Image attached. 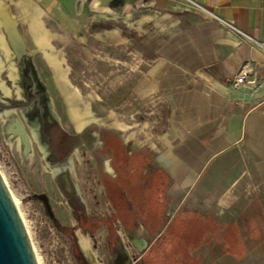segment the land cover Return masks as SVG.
Wrapping results in <instances>:
<instances>
[{"label":"rangeland","instance_id":"374dc122","mask_svg":"<svg viewBox=\"0 0 264 264\" xmlns=\"http://www.w3.org/2000/svg\"><path fill=\"white\" fill-rule=\"evenodd\" d=\"M0 1L14 17L27 48L36 50L34 61L38 75L46 83L65 128L71 134L82 130H78L71 117L65 93L45 58L46 51L61 62L69 82L65 90L70 95L77 93V106L90 111L97 119L86 125L96 136L88 146L81 147V154L77 155L85 158L84 162H79L77 175H74L84 201L80 214L65 195L49 197V167L42 160V152L35 149L24 155L12 137L4 134L0 121V171L23 217L39 264H93L81 247L84 236L89 237L98 264H114L116 239L127 248L130 263L139 264L141 257L169 228L171 234L180 237L174 257L181 264H264L263 238L255 239L253 230L246 231L253 239L245 240V248L236 244L238 240L244 242L243 233L222 231L221 224L210 214L217 209L193 202L195 189L191 193L181 191L187 196L177 211L176 197L181 193L172 192L173 179L154 172L158 168L155 158L167 148L170 109L162 92H147L143 85L150 80L149 67L157 41L141 34L140 19L82 20L70 27L68 23L41 15V31H46L47 35L46 43L39 45L23 15L25 10L15 5L14 0ZM113 29L118 30V36L111 32ZM100 142H111L114 149L105 148L102 151L105 158L113 157L114 153L125 158L126 148L133 147L134 180L139 179L141 159L148 152L149 176L145 174V178L149 179L150 189L143 207L141 198L134 199L136 206L129 209L126 199L111 197L108 192L104 195L103 180L107 177L100 179L96 171L88 172V158L97 154ZM41 194L47 195L58 221L49 216L45 201L39 197ZM81 220L82 227L76 225ZM142 239L148 243L139 249L135 241Z\"/></svg>","mask_w":264,"mask_h":264},{"label":"crops","instance_id":"0c3cea01","mask_svg":"<svg viewBox=\"0 0 264 264\" xmlns=\"http://www.w3.org/2000/svg\"><path fill=\"white\" fill-rule=\"evenodd\" d=\"M14 3L25 5L26 20L36 9L70 27L82 20L140 19L141 34L157 41L150 80L143 85L147 92H162L170 109L171 132L156 166L173 179L172 192L195 189L192 200L201 207H238L243 239L252 240L246 234L252 230L255 239H264V49L219 20L264 42V0ZM111 32L118 36L117 29ZM243 67L249 70L247 79L236 84ZM184 193L176 197L177 211Z\"/></svg>","mask_w":264,"mask_h":264},{"label":"flooded vegetation","instance_id":"af4514ba","mask_svg":"<svg viewBox=\"0 0 264 264\" xmlns=\"http://www.w3.org/2000/svg\"><path fill=\"white\" fill-rule=\"evenodd\" d=\"M3 6L0 8V16L3 19L12 21H10V30L4 29L3 26L0 27V33L3 32L2 34L9 48V53L5 54L0 47V60L2 63V68L0 69V121L3 132H5V135L8 134L12 137L15 141L14 144H18L21 147L24 155L29 154L31 151L33 152L35 149L42 152V160L49 167V197L51 198L52 195L59 193V195H65L68 198V203L73 205L79 213L84 201L82 199V190L74 181V175H77L79 162H84L85 158H79L77 155L81 154L80 148L88 146L90 140L96 136L90 132L89 127L86 125L95 122L97 119L94 117L95 120L83 125L80 128L82 130L75 134H71L65 128L58 111L55 109L53 99L49 95L46 83L38 75L34 61L36 50L27 48L16 27L15 19L8 14L6 7L3 9ZM80 129L78 128V130ZM98 146L97 154L92 159L88 158L87 168L89 173L91 170L96 171L100 179L107 177V179L103 180L105 184L103 188L104 195L108 192L111 197L126 199L129 209L136 206L134 199L141 198L140 204L143 207L150 189L149 179L145 178V174L148 175L149 173L150 159L148 152L141 159L142 167L138 174L139 179L134 180V152L131 151L133 147H130V149L129 147L128 149L126 148L125 158L117 157L118 155L115 156L116 153L112 154L113 157L105 158L102 157V151L105 148L107 149L109 146V149L114 151L111 147V142H100ZM90 162L94 163L93 166ZM154 172L162 171L157 168ZM128 183H130V186H128ZM133 193L134 195H132ZM39 197L44 201L45 199L48 201L45 194H41ZM48 203L49 216L53 220L58 221L51 207L50 200ZM111 209L112 213L116 212L112 205ZM75 214L77 215V213ZM210 214L212 217H216L219 224H221L223 227L222 231L241 232L236 224L240 215L238 207L223 211L217 210ZM92 221H94V218H92ZM81 224L82 220L80 223L77 222L76 225L82 227L83 224ZM122 224L125 228L128 227L125 225L126 223L122 222ZM142 228L144 229V224ZM93 231L91 230L92 234ZM84 238L89 239L87 236H84ZM241 241L238 240L236 244L245 248V240L244 242ZM147 243L143 239L135 241L139 249L144 248ZM114 246L113 263L129 264L130 257L125 245L119 239H116L114 240ZM81 247L88 259L93 264H98L91 247L87 250L84 249L82 244Z\"/></svg>","mask_w":264,"mask_h":264},{"label":"water","instance_id":"95a60500","mask_svg":"<svg viewBox=\"0 0 264 264\" xmlns=\"http://www.w3.org/2000/svg\"><path fill=\"white\" fill-rule=\"evenodd\" d=\"M45 202L49 208V203L46 199ZM0 264H39L23 217L15 204L1 171Z\"/></svg>","mask_w":264,"mask_h":264},{"label":"bare ground","instance_id":"6f19581e","mask_svg":"<svg viewBox=\"0 0 264 264\" xmlns=\"http://www.w3.org/2000/svg\"><path fill=\"white\" fill-rule=\"evenodd\" d=\"M18 5L20 7H22L23 9L25 8V5H23L21 3H18ZM2 6H3V4L0 3V8H2ZM4 8H5V6L3 7V9ZM1 13H3V12H1ZM39 16H40V12L36 11V9H35L33 11V15L30 16L27 21L29 22V25L31 26V32H32V35L35 38V40L39 43V45L40 44L44 45V43H46L45 42L46 41L45 38H46L47 33H46V31H41L43 26L40 23ZM10 21L11 20H6L5 18L3 19V17L0 16V27L3 26L4 29L8 30L9 26H10ZM2 33H0V47H1L3 53L8 54L9 53V48H8V45H7L6 41H5V37L3 36ZM4 34H5V32H4ZM44 55H45V58L47 60V63L50 65L51 69L53 70V72H54V74L56 76V79H57L58 83L60 84V86H61V88L63 90V93H65V98L68 101L71 117L73 118V121L76 123L77 127L80 129L83 125L95 120L94 117L92 116V114L90 113V111L81 109L80 107H78L79 105L77 106V93H74V94L71 93V95H70L67 92V90H65V87H67L66 85H68L69 82H68V80L66 78V71H64L63 68L60 65L61 62H59V60L57 59V57L55 55H53L52 53H50L48 51H46L44 53ZM1 68H2V63H1V60H0V69ZM19 148L21 150L20 146H19ZM15 204H16V202H15ZM81 244L84 247V249H86V250L91 247L89 239L84 238V237H82V239H81ZM37 260H38V256H37ZM38 263H39V260H38Z\"/></svg>","mask_w":264,"mask_h":264},{"label":"trees","instance_id":"16d2710c","mask_svg":"<svg viewBox=\"0 0 264 264\" xmlns=\"http://www.w3.org/2000/svg\"><path fill=\"white\" fill-rule=\"evenodd\" d=\"M166 230L152 245L151 249L141 257L139 264H144L145 262L148 264H181L174 257L175 247L181 241L180 237L175 233L171 234V228Z\"/></svg>","mask_w":264,"mask_h":264},{"label":"built area","instance_id":"2783aa9c","mask_svg":"<svg viewBox=\"0 0 264 264\" xmlns=\"http://www.w3.org/2000/svg\"><path fill=\"white\" fill-rule=\"evenodd\" d=\"M219 20L221 21L222 24H224L228 28H230V29L234 30L235 32L241 34L245 41L250 42L253 46H257V47H259L261 49H264V42H260L257 39H254L252 36H250L249 34L245 33L241 29H238L237 27H235L234 25H232L228 21H225V20H223L221 18H219ZM248 74H249V70L246 69L245 67H243L241 69L240 73L238 74V76L236 77V84L245 82L246 79H247Z\"/></svg>","mask_w":264,"mask_h":264}]
</instances>
